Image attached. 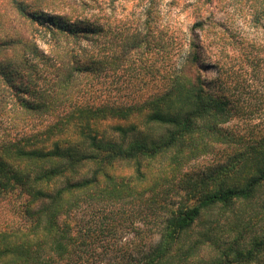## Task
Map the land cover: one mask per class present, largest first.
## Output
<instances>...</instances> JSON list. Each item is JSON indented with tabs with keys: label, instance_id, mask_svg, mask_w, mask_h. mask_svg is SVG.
I'll use <instances>...</instances> for the list:
<instances>
[{
	"label": "trees",
	"instance_id": "16d2710c",
	"mask_svg": "<svg viewBox=\"0 0 264 264\" xmlns=\"http://www.w3.org/2000/svg\"><path fill=\"white\" fill-rule=\"evenodd\" d=\"M153 2L143 19V37L129 33L112 39L94 12L46 17L13 0L21 15L49 31L57 49L49 51V148L0 144V194L19 189L26 219L0 228V264H264V234L225 244L221 217L213 218L215 211L224 215L256 199L264 186V138L229 155L215 176L193 184L181 173L191 157L236 141L222 127L231 110L207 88L197 30L182 63L141 102L118 106L98 102L92 88L82 91L80 77L95 76L108 63L121 65L132 49L136 53L151 44ZM204 25L203 20L196 24ZM102 36L106 43H119L121 51L112 55L115 45H107L101 53ZM61 37L79 47L59 50ZM29 50L40 57L38 48ZM6 67L0 70L4 76L18 71ZM22 101L29 110L43 107ZM141 111L146 113L142 125L158 128L157 133L144 134L135 124L113 126L109 134L100 128L109 116ZM165 156L155 169L154 160ZM122 162H133V172H118ZM177 188L185 194L171 203L168 196ZM126 204L138 209L127 214ZM125 223L129 237L120 236Z\"/></svg>",
	"mask_w": 264,
	"mask_h": 264
},
{
	"label": "rangeland",
	"instance_id": "374dc122",
	"mask_svg": "<svg viewBox=\"0 0 264 264\" xmlns=\"http://www.w3.org/2000/svg\"><path fill=\"white\" fill-rule=\"evenodd\" d=\"M23 1L28 10L46 17L94 12L112 39L114 35L129 33L143 37V19L150 7V0ZM153 1L157 18L151 44L144 45L136 53L132 49L130 59L121 65L108 63L95 76L80 77L79 81L82 91L93 89L91 96L98 102L118 106L141 102L162 87L173 66L182 63L189 50L191 34L197 30L202 39L207 88L222 97L231 110V119L222 127L230 131L236 141L217 143L212 150L209 148L208 152L187 160L181 173L195 184L210 175L215 176L228 162L229 155L235 156L264 138V0ZM258 12L263 14L262 19ZM200 20L205 23L203 29L196 26ZM49 39V31L21 15L13 0H0V70L10 65L18 70L8 76L0 72V144L49 148V51L57 49ZM106 42L105 36L99 39L97 45L101 53L107 45H115L110 51L112 55L121 51L119 43ZM66 47L77 49L79 46L61 37L58 49ZM32 48H38L40 57L30 55ZM24 99H31L43 107L29 110L22 105ZM145 114L141 111L125 118L109 116L100 123V128L109 134L113 133V126L135 124L144 134L157 133L158 128L142 125ZM166 159L165 156L154 160V168H161ZM133 169V162H122L118 172L130 174ZM181 184L184 187L187 183ZM180 189L170 191L169 202L180 200L185 194V191L180 193ZM24 204L25 196L19 189L0 194V228L25 223ZM124 207L127 214L138 209L130 204ZM217 217H221L219 232L225 244L239 236L242 240H250L254 234H264V186L252 202L238 203L224 215L215 211L213 218ZM128 224L125 223L120 236H130Z\"/></svg>",
	"mask_w": 264,
	"mask_h": 264
}]
</instances>
